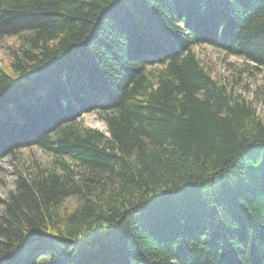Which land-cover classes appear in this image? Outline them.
Returning a JSON list of instances; mask_svg holds the SVG:
<instances>
[{
    "label": "trees",
    "instance_id": "16d2710c",
    "mask_svg": "<svg viewBox=\"0 0 264 264\" xmlns=\"http://www.w3.org/2000/svg\"><path fill=\"white\" fill-rule=\"evenodd\" d=\"M10 36L0 158L52 161L13 164L0 264H264V122L194 52L264 67V0H0Z\"/></svg>",
    "mask_w": 264,
    "mask_h": 264
},
{
    "label": "rangeland",
    "instance_id": "374dc122",
    "mask_svg": "<svg viewBox=\"0 0 264 264\" xmlns=\"http://www.w3.org/2000/svg\"><path fill=\"white\" fill-rule=\"evenodd\" d=\"M20 47H22V41L18 36H10L0 40V66L3 67L4 72H6L5 70L9 72L11 69V52L17 51ZM194 52L211 77L226 84L230 92L233 90L234 93L252 102L256 114L264 122V67H259L241 57L226 54L207 45L194 47ZM81 122L84 126L92 129L106 131V129L98 128L103 122L95 114L84 113ZM30 127L33 129L32 125ZM22 159H28L25 161L26 165L34 160L42 169L52 161V157L37 149L22 151L13 157L8 155L0 158V214L4 210L2 201L15 188L16 169L13 164ZM17 168L21 169L20 166Z\"/></svg>",
    "mask_w": 264,
    "mask_h": 264
},
{
    "label": "bare ground",
    "instance_id": "6f19581e",
    "mask_svg": "<svg viewBox=\"0 0 264 264\" xmlns=\"http://www.w3.org/2000/svg\"><path fill=\"white\" fill-rule=\"evenodd\" d=\"M98 128H100L102 130H105L106 129V126H105V124L101 123Z\"/></svg>",
    "mask_w": 264,
    "mask_h": 264
}]
</instances>
